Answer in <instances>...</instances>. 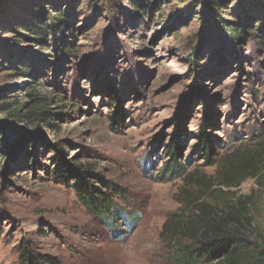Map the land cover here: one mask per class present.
<instances>
[{
    "label": "rangeland",
    "instance_id": "rangeland-1",
    "mask_svg": "<svg viewBox=\"0 0 264 264\" xmlns=\"http://www.w3.org/2000/svg\"><path fill=\"white\" fill-rule=\"evenodd\" d=\"M135 1L0 0V264H22L27 244L62 264H172L161 232L184 176L222 181L262 138L264 0H148L149 11ZM35 23L44 43L25 32ZM236 24L243 39L224 29ZM29 93L58 96L63 115L9 118L3 106ZM174 143L184 174L159 179ZM62 165L126 190L115 228L88 211L68 168V184L56 178ZM230 190L253 195V238L264 241V187L248 179Z\"/></svg>",
    "mask_w": 264,
    "mask_h": 264
},
{
    "label": "trees",
    "instance_id": "trees-1",
    "mask_svg": "<svg viewBox=\"0 0 264 264\" xmlns=\"http://www.w3.org/2000/svg\"><path fill=\"white\" fill-rule=\"evenodd\" d=\"M134 5L142 11L150 9L148 0H136ZM56 20L60 24L59 31L63 38L66 33H71L67 18L60 14L56 15ZM43 25L35 23L25 29V32L35 37L34 41L44 43L47 27ZM224 29L237 39L246 36L240 24L225 25ZM27 39L30 37L27 36ZM258 43L263 46L264 42L261 39ZM64 50L75 56L74 50L66 45ZM58 99V96H54L49 101L29 93L27 102L14 100L4 105L3 111L9 118L20 123L36 121L45 124L58 115H63L56 113L58 108H53L60 104ZM261 133L262 138L251 150L243 151L228 162L220 176L222 181H217V177L208 178L194 173L184 176V188L179 194L180 208L166 220L161 232V239L170 251L172 264H264V241L253 238V195L229 199L230 195L235 194L230 189L240 187L248 179H253L260 187H264V123ZM3 134L0 132V136ZM21 136L18 135L13 141L19 140ZM8 142L5 144L6 150L10 146ZM203 146L207 160L210 165H214L209 141ZM170 154L174 160L166 165L159 179L168 178L171 171L174 173L180 170L184 174L181 171L182 164L177 160L181 157V149L176 143L170 146ZM65 168L70 170L69 174L75 179L74 188L88 211L115 228L114 225L119 220L118 214L123 216L115 200L117 197H124L126 190L88 171L84 165H62L55 170L56 178L65 184L69 182ZM94 181L99 185L94 184ZM133 219L130 217L128 221L132 222ZM21 261L22 264H62L50 255L35 252L29 244L22 247Z\"/></svg>",
    "mask_w": 264,
    "mask_h": 264
}]
</instances>
